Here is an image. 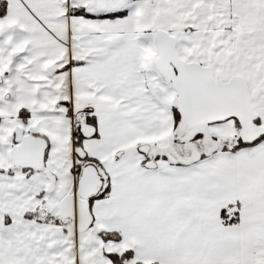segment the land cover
I'll list each match as a JSON object with an SVG mask.
<instances>
[{"label":"crops","instance_id":"obj_1","mask_svg":"<svg viewBox=\"0 0 264 264\" xmlns=\"http://www.w3.org/2000/svg\"><path fill=\"white\" fill-rule=\"evenodd\" d=\"M4 1L0 120L11 125L0 128V191L10 197L0 200V264H114L108 254L128 250L129 264H264V137L179 154L171 141L194 136L176 129V92L155 66L163 29L181 58L243 76L264 124V0ZM69 109L95 127L81 146L109 185L91 203L90 244L38 211L46 170L68 192L77 188ZM18 126L49 140L43 169L12 168ZM211 129L215 139L236 134L232 119ZM142 145L160 154L156 168L144 165ZM167 151L194 160L173 163ZM240 203L226 222L222 211Z\"/></svg>","mask_w":264,"mask_h":264},{"label":"water","instance_id":"obj_2","mask_svg":"<svg viewBox=\"0 0 264 264\" xmlns=\"http://www.w3.org/2000/svg\"><path fill=\"white\" fill-rule=\"evenodd\" d=\"M157 57L155 66L169 81L177 95L178 111L186 127L193 128L211 125L236 119L240 124V139L250 145L264 135V126L257 123L258 112L252 102L248 83L243 76L233 74L229 78H221L214 73L211 66L197 61H189L180 57L177 51V37L166 30L159 29L155 34ZM80 131L84 137H92L95 127L83 122ZM15 142L10 155L16 166L41 170L45 166L46 150L49 140L42 135L25 134L24 129L16 131ZM140 152L148 154L149 145L139 147ZM79 158L84 159L86 152L83 147L75 149ZM173 163L189 164L193 158H180L169 154ZM148 168L158 166L154 159H148ZM49 178L47 191L56 188V175L46 171ZM103 186V179L98 168L89 163L82 169L78 187L74 193H67L60 187L57 196L60 199L59 213L64 219H70L72 228L81 233L94 224L90 198L97 195ZM244 207L242 203L236 207ZM92 236L86 243L90 244Z\"/></svg>","mask_w":264,"mask_h":264},{"label":"rangeland","instance_id":"obj_3","mask_svg":"<svg viewBox=\"0 0 264 264\" xmlns=\"http://www.w3.org/2000/svg\"><path fill=\"white\" fill-rule=\"evenodd\" d=\"M2 85V82H0V86ZM6 94V93H4ZM7 97V94L6 96ZM177 104V99H176V103ZM10 122H8V120H0V128L3 126H7V125H11L9 124ZM212 125H202V126H197V127H193V128H188L185 127L183 125L182 129L185 128V130H182L184 132V135L186 136H199V133H201L202 137L200 140H192V139H186L184 141L178 142L177 144L174 141H171V145L175 144V147L173 149H175L179 154H184V155H191L193 153L194 149H199V151L204 152V153H208L211 151V149L215 148V147H219L220 143H222L223 141H221L220 139H215L217 137H215V135H212V133L210 132ZM16 128H19L16 127ZM16 128L14 129V131L16 130ZM239 131H236L237 135L233 136L231 140H228L227 142L229 143L230 146H234L237 144L238 142V134L240 135V133H238ZM213 136V137H212ZM263 139V138H262ZM209 143V144H207ZM12 148H10L8 150V154L10 153ZM119 153V152H118ZM167 152L162 153V157H165V154H167ZM147 156V155H146ZM1 173V172H0ZM46 174V171H45ZM47 177V174H46ZM48 178V177H47ZM47 185L44 187V190L42 192V198H41V204H40V208H39V212L40 214H45L46 212H50V213H54L57 214V212L59 211V199L57 197V188L54 192H48L46 190ZM57 187V186H56ZM1 194L2 192L0 191V200L2 201H6L7 199H9V197H5L4 199L1 198ZM92 229H89L85 234H89L91 232ZM115 235H120V238H122V233L121 232H117V234ZM133 257V256H132ZM130 262L128 261L127 264H129ZM143 264H152L151 262H146Z\"/></svg>","mask_w":264,"mask_h":264},{"label":"trees","instance_id":"obj_4","mask_svg":"<svg viewBox=\"0 0 264 264\" xmlns=\"http://www.w3.org/2000/svg\"><path fill=\"white\" fill-rule=\"evenodd\" d=\"M6 12V2L4 0H0V16L4 15V13ZM74 13H81V14H87L83 9H76L74 11ZM123 13H114L108 16H118V15H122ZM173 113H174V119H175V127L176 129H180L183 127V122H182V118L181 115L178 111V106L177 104L173 106ZM25 114V113H23ZM87 120L94 124L95 122V118L93 116H88ZM235 121V125H236V131H239L238 133H240V124L239 122L234 119ZM258 124H261V120L260 118L257 120ZM77 135H78V146H81V140L83 138V135L79 132V130H77ZM237 135V133L235 134ZM239 137L238 138V142L236 145L234 146H230L229 143L227 142L228 140H231V138H222L220 139L221 141H223L222 143H220L219 147H215V149L213 151H217L218 149L221 150H227V149H233L236 150L238 148L244 147V146H248L247 144L243 143L240 139V135L238 134ZM202 137L201 133H199V136L196 137V135L194 136V140H200ZM264 136H262L260 138V140L263 138ZM233 139V138H232ZM212 151V150H211ZM212 151V152H213ZM209 153V152H208ZM208 153H201L200 156H207ZM86 163H92L94 164L96 167H100L99 164L97 163V160H95L94 158L87 156L84 160H78L77 161V166H76V172L77 175L79 176L81 169L83 167L84 164ZM109 191V185L108 184H104V186L102 187V189L98 192V194L95 197H103L105 195H107ZM92 199V198H91ZM234 204L233 206H231L230 208L224 209L221 213V216L223 217V219L228 222H234L235 218L234 216H232V213H238V209L237 207H235ZM106 236H110L109 234ZM117 238L120 237V235H115ZM108 256L112 259V261L114 262V264H127V262L132 258L133 256V251L132 250H128L125 251L123 253H109Z\"/></svg>","mask_w":264,"mask_h":264},{"label":"flooded vegetation","instance_id":"obj_5","mask_svg":"<svg viewBox=\"0 0 264 264\" xmlns=\"http://www.w3.org/2000/svg\"><path fill=\"white\" fill-rule=\"evenodd\" d=\"M217 75V74H216ZM219 76V75H218ZM231 76V75H230ZM230 76H228V77H221V76H219V77H221V78H229ZM0 82H2V78H0ZM256 109V108H255ZM257 111V110H256ZM258 112V111H257ZM68 114L70 115V116H74L73 117V127H74V122L75 121H78L79 120V117H76L74 114H73V112H72V109H69L68 110ZM24 115H26V114H23V112H21V116L22 117H25ZM260 118V120H261V117H260V115H259V112H258V119ZM257 119V120H258ZM261 125H263L264 126V124H263V122H262V120H261ZM22 127H19V128H16V130L14 131L15 133H16V131L17 130H19V129H21ZM23 129V128H22ZM77 130H78V128L76 127H74V143H75V145H74V149H73V153L75 154V156H76V161H78V160H84L88 155H87V153H86V157L84 158V159H81V158H79L78 157V155L76 154V152H75V149L78 147V140H79V138H78V135H77ZM14 133V138H13V140H12V142H11V147L10 148H13V147H16L19 143H16L15 142V136H16V134ZM24 133L25 134H28V133H30V132H28V133H26L25 131H24ZM36 135H38V134H36ZM264 136V135H263ZM262 137V136H261ZM260 137V138H261ZM260 140V139H259ZM258 140V141H259ZM258 141H256V142H258ZM255 142V143H256ZM254 144V143H253ZM12 150V149H11ZM85 151V150H84ZM11 152V151H10ZM86 152V151H85ZM8 153V152H7ZM159 153L158 152H150L149 154H148V158L149 159H154V160H157L158 159V157H159ZM0 156H2L1 154H0ZM8 156H10V159L12 160V158H11V155H10V153L8 154ZM167 156V154H165V157ZM45 158H46V156H45ZM87 164H89V163H86V164H84L83 165V167L85 166V165H87ZM45 165H46V159H45ZM76 166H77V163H76ZM45 167V166H44ZM83 167H82V169H83ZM12 168H22V169H25V170H34V169H31V168H24L23 166H16L15 164H14V162H13V160H12ZM43 169V168H42ZM82 169H81V172H82ZM1 170H3V168H1L0 167V171ZM99 170V169H98ZM46 171H49V170H46ZM51 172V171H50ZM81 172H80V174H81ZM99 172H100V170H99ZM54 174V173H53ZM80 174H79V176L77 175V172H76V176H77V187H78V180H79V177H80ZM101 174V173H100ZM102 176V175H101ZM48 177V176H47ZM57 178V177H56ZM102 179H103V177H102ZM48 181H49V178H48ZM48 184H49V182H48ZM56 188H57V190L60 188V187H63V186H58L57 185V179H56ZM103 186H104V180H103ZM102 186V187H103ZM47 187H48V185H47ZM47 187H46V190H47ZM56 188H55V190H56ZM64 188V187H63ZM102 189V188H101ZM54 190V191H55ZM76 190H77V188H76ZM75 190V191H76ZM54 191H52V192H54ZM67 191V190H66ZM74 191V192H75ZM49 192V191H48ZM74 192H68L67 191V193H74ZM96 196V195H95ZM58 197V196H57ZM94 197V196H93ZM92 197V199L90 198V203H92V200L94 199ZM59 199V198H58ZM59 201H60V199H59ZM59 207H60V202H59ZM91 211H92V208H91ZM46 214H47V217L49 218V220L51 221V222H62V223H64L66 226H67V228H68V230L69 231H71L72 232V235H74V234H85L89 229H92L91 230V232L89 233V234H85L86 235V239L88 238V236H92V232L95 230V221H94V224H92L89 228H88V230H86V231H84V232H81V233H79V232H77L75 229H73L72 228V226H71V224H72V222H71V220L70 219H64L61 215H60V213H59V211L57 212V214H54V213H49V212H46ZM93 214V213H92ZM94 217V216H93ZM92 238H93V236H92Z\"/></svg>","mask_w":264,"mask_h":264},{"label":"built area","instance_id":"obj_6","mask_svg":"<svg viewBox=\"0 0 264 264\" xmlns=\"http://www.w3.org/2000/svg\"><path fill=\"white\" fill-rule=\"evenodd\" d=\"M84 115H85V113L82 112V113H81V116H84ZM80 122H81L80 120L75 121V122H74V127H75V128L78 127V126L80 125Z\"/></svg>","mask_w":264,"mask_h":264}]
</instances>
